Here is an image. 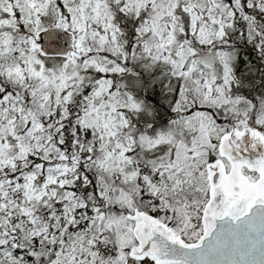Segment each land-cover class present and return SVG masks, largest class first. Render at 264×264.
I'll return each instance as SVG.
<instances>
[{
  "label": "snow or ice",
  "instance_id": "6c2138e0",
  "mask_svg": "<svg viewBox=\"0 0 264 264\" xmlns=\"http://www.w3.org/2000/svg\"><path fill=\"white\" fill-rule=\"evenodd\" d=\"M0 264H264V0H0Z\"/></svg>",
  "mask_w": 264,
  "mask_h": 264
}]
</instances>
